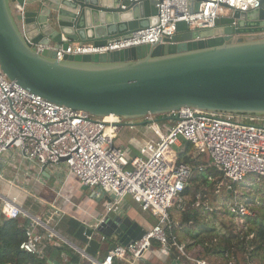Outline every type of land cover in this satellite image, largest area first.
<instances>
[{"label": "water", "instance_id": "1", "mask_svg": "<svg viewBox=\"0 0 264 264\" xmlns=\"http://www.w3.org/2000/svg\"><path fill=\"white\" fill-rule=\"evenodd\" d=\"M14 4L23 7L22 14L13 15ZM156 15L154 0H0V68L10 81L51 103L98 118L113 115L132 126L144 125L149 116L158 124L176 120L167 115L182 108L264 116V36L244 38L264 33V0L255 10L217 19L210 29L189 31L179 22L167 44L55 58L54 49L70 43L100 47L127 39L155 25ZM38 45L44 46L41 54L34 51ZM96 231L123 246L145 232L116 213L102 218ZM91 233L85 225L75 233L84 250L55 234L93 257ZM62 248L55 247L48 264H59ZM171 264L180 263L173 257Z\"/></svg>", "mask_w": 264, "mask_h": 264}, {"label": "built area", "instance_id": "2", "mask_svg": "<svg viewBox=\"0 0 264 264\" xmlns=\"http://www.w3.org/2000/svg\"><path fill=\"white\" fill-rule=\"evenodd\" d=\"M154 1L157 10L155 25L133 32L127 39L100 47L70 43L65 48L54 49L56 60L61 61L66 55H98L143 45L167 44L176 34L179 22H184L189 31L210 29L217 19L229 17L234 10L248 12L260 6V0ZM12 11L15 15L22 14L23 7L14 4ZM263 36L264 33L244 38ZM62 41L66 42L65 39ZM43 49L44 46H34L37 54ZM167 116L176 117V120H167L169 127L159 126L152 116L144 119L149 122L148 128L154 139L141 141L136 147L137 155L129 158V150L115 145L123 127H132L127 125L128 121L116 116L93 117L51 103L10 81L0 68V162L8 151H17L25 162L36 165L40 171L44 166L47 170L63 165L81 185L113 197L105 205V215H118L119 203L128 196L142 212L150 214L156 221L131 244L111 243L103 259L77 251L88 264H113L115 259L138 261L153 241L175 254L180 264H209L204 259L194 258L188 252L190 244L179 240L178 227L171 221L169 212L173 202L196 172L207 169L218 171L229 183H238L249 175L264 179V116L213 113L193 108H182ZM181 140L191 144L195 155H205L208 162L196 168L177 164L171 147ZM4 182L8 191L0 193V215L7 219H29L25 240L19 248L44 259L43 241L53 237L60 240L49 221L60 218L63 213L58 208L52 211L47 221L32 218L13 193L14 181ZM216 186L218 190L219 186ZM228 210L239 217L250 215L247 204L240 201L230 203ZM101 221L102 218L96 219L92 225H87L92 230L88 241L98 235L96 228ZM99 236L102 242L107 241L106 236ZM62 259L67 263L65 255Z\"/></svg>", "mask_w": 264, "mask_h": 264}, {"label": "crops", "instance_id": "3", "mask_svg": "<svg viewBox=\"0 0 264 264\" xmlns=\"http://www.w3.org/2000/svg\"><path fill=\"white\" fill-rule=\"evenodd\" d=\"M147 126V123H145L144 125H134L131 128L127 127L130 133L134 135L129 138V143L132 150L136 153H138L136 147L141 141L154 139L153 133ZM179 144L173 146L176 148V151H172V156H175L176 159V152L181 145ZM129 152L131 153L130 150ZM0 173L3 176V178L0 179V191H3L6 187L4 181H14L16 188L13 190V193L18 196L22 208L36 218H43L44 221H47L51 217V207L46 205H35V203L29 201L27 197H35V194H39L45 190L53 191L58 198L55 200V204L63 213L60 218L57 217L53 219L55 221L54 226L61 218L65 217L77 221L80 226L85 225L88 227L87 225H92L94 220L106 216L105 205L108 201L102 196V192L81 185L78 178L68 174L63 165L48 168L45 170V173H43L36 165L25 162L21 156L18 155L17 151H8L0 162ZM48 196L50 195H46V198ZM117 216L123 219L128 218L132 223L138 224L144 230L150 229L156 223L155 219L150 214L142 212L139 206L128 196L119 203V213ZM173 216L175 218L174 224L179 230L178 233L182 230L184 234H186L182 236L180 233L179 236H182L181 240H189L187 242L190 244V247H188L189 249L194 250L196 245L201 248L197 243H199L198 241L202 234L198 232L196 225H190L191 223H189V225L178 226V218L175 217V213H173ZM110 240L118 242L114 237ZM93 241L94 244L89 247V254L96 259H103L110 244L107 241L102 242L99 234L94 237ZM79 244L80 246L77 247L82 250L87 248V245L81 242H79ZM81 259V264H88L84 258ZM56 260L59 264H67L63 259ZM172 261L173 256L169 251L167 252L162 249L158 243H152L150 249L144 254L142 259L138 261H132L131 259H115L113 264H171Z\"/></svg>", "mask_w": 264, "mask_h": 264}, {"label": "rangeland", "instance_id": "4", "mask_svg": "<svg viewBox=\"0 0 264 264\" xmlns=\"http://www.w3.org/2000/svg\"><path fill=\"white\" fill-rule=\"evenodd\" d=\"M12 13L15 15L14 11H12ZM153 119H156V117H152V120ZM138 122L139 121H135V123ZM163 124L167 127L170 126L168 121L159 123L161 126ZM147 125H149V122ZM131 136L134 135H132L129 129L125 126L121 130L119 137H117L118 139L115 141V145L122 146L124 149L131 151L128 155L129 158H131L132 155L135 156V154H137L132 150L129 143V138ZM171 150L176 151V148L171 147ZM199 161L201 163H207L208 158H201ZM219 178L220 176H217L214 177L213 180L214 182L219 181L216 184L219 186L217 191H214L217 186H214L213 184V187L211 185H199V188H197L198 191L203 190V192L202 194L194 196L193 191L196 187L193 186L191 195L176 199L169 211L170 218L171 215L175 213L174 208L176 205L183 204L184 207H189L188 204L193 202L194 206L197 207L200 212V222L197 224L198 226L196 225V227H198V232L202 235L200 236L198 241L199 243L197 244L208 247L213 254L209 253V255L204 256L202 254V249L197 245L194 250L189 249L188 252H190L196 259L201 253L202 259L206 260L209 264H227L228 261H230V264H234V259L236 257L241 259L246 255V251L248 253L251 250L250 247H247V243L250 241L251 236H247L246 233L253 228L252 219L255 217H262L264 219V180L253 175L246 176L242 181L236 183L234 192L232 193L230 190H227L231 187V183L224 181L223 178L219 180ZM7 191L8 188L5 187L3 191H0V193ZM231 194L232 197L230 198L229 195ZM46 195L50 196L46 198ZM34 196L35 197L31 198L27 197V199L32 203H35V205H46L51 207V211L58 209L55 204V200L58 198L53 191L45 190L44 192L35 194ZM234 201L246 203L249 208L250 215L239 217L231 214L228 209L230 203H233ZM41 220L44 221L43 218H41ZM171 221L175 223L173 218ZM49 223L50 227L53 228L55 221L52 220L49 221ZM180 233L182 236L186 235L182 230ZM180 233L177 234L179 240L187 243L189 240L186 239L182 241V236H179ZM242 246L245 248L244 251L241 250ZM250 264H264V253H255L251 257Z\"/></svg>", "mask_w": 264, "mask_h": 264}, {"label": "trees", "instance_id": "5", "mask_svg": "<svg viewBox=\"0 0 264 264\" xmlns=\"http://www.w3.org/2000/svg\"><path fill=\"white\" fill-rule=\"evenodd\" d=\"M176 157L177 164H185L194 168L204 165L206 162L201 163L199 160L201 158H207L205 155H195L191 144L185 140H181V145L176 152ZM217 176H220L219 180H221L222 174L214 169L196 172L190 179L189 185L182 191L178 198L180 199L182 197L191 195L193 186L196 187L193 191L194 196L197 194H202L203 190L198 191L197 189L199 188V185L212 186L213 184L216 186L219 181L214 182L213 180L214 177ZM235 185L236 183H231V187H229L227 190H230L233 193ZM214 191H217L216 187ZM229 197L231 198L232 194L229 195ZM188 205L189 207H184L183 204L176 205L174 208L175 217L178 218V226H184L187 224L189 225V223L192 225H197L200 222L199 209L194 206L193 202L189 203ZM172 218L175 219L173 214L171 215V219ZM28 224L29 219L27 218L20 217L17 219H7L0 215V264H48L47 258L57 246L63 247L58 251L57 259L61 260L62 255H65L67 258V264H81V258L83 257L79 255L73 248L54 237L51 239H45L43 241L42 250L45 252L44 259H39L36 255H31L20 250L19 246L25 240V228L28 226ZM252 224L253 228L246 233L247 236H251L250 241L247 243V247H250L251 250L248 253L246 251V255L244 254L245 256L241 259L236 257L234 259V264H250L251 257L255 253H264V219L262 217H255L252 219ZM79 226L80 224L77 221L64 217L58 221L53 229L57 234L65 238L70 243L74 244L75 246H80L79 241L75 238V233ZM110 239L111 238L107 237V242L109 244L115 242ZM152 243L155 244L157 242L153 241ZM201 249L204 256L209 255V253L213 254V252L209 250L208 247L201 246ZM241 250L244 251L245 248L242 246ZM202 254L200 253L197 256V259H202ZM172 256L176 257L175 254H172ZM227 264H230V261H228Z\"/></svg>", "mask_w": 264, "mask_h": 264}, {"label": "bare ground", "instance_id": "6", "mask_svg": "<svg viewBox=\"0 0 264 264\" xmlns=\"http://www.w3.org/2000/svg\"><path fill=\"white\" fill-rule=\"evenodd\" d=\"M111 116H113V115H110L109 117H111ZM109 117H108V118H109Z\"/></svg>", "mask_w": 264, "mask_h": 264}]
</instances>
